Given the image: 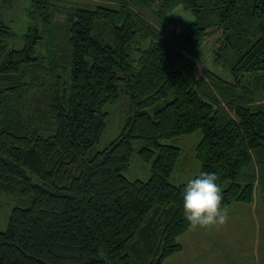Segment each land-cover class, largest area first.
Instances as JSON below:
<instances>
[{
    "label": "trees",
    "instance_id": "1",
    "mask_svg": "<svg viewBox=\"0 0 264 264\" xmlns=\"http://www.w3.org/2000/svg\"><path fill=\"white\" fill-rule=\"evenodd\" d=\"M106 1L34 0L30 14L45 23L66 15L41 54L33 25L23 48L11 46L0 11V191L17 199L0 264H163L192 225L185 183L170 181L181 147L169 141L197 130L196 157L218 173L223 209L253 203L257 186L264 194V103L253 100L264 93V0ZM180 10L193 15L183 26ZM209 44L230 79L200 72ZM120 88L122 129L92 152ZM136 143L147 180L126 175Z\"/></svg>",
    "mask_w": 264,
    "mask_h": 264
},
{
    "label": "rangeland",
    "instance_id": "2",
    "mask_svg": "<svg viewBox=\"0 0 264 264\" xmlns=\"http://www.w3.org/2000/svg\"><path fill=\"white\" fill-rule=\"evenodd\" d=\"M58 6L71 5L73 3L87 6H95L97 4L107 5L106 0H55ZM34 5V0H0V11L3 14L6 24H8L15 32V38L11 41V46L17 49H21L25 46V40L23 36L28 32L30 26H35L43 36L42 41L37 46V51L48 53L53 50V46L49 45L48 39L56 36L52 33L53 28L56 27V23H65L66 15L63 13H57V17L52 23H45L41 17H34L30 14ZM144 16L156 23V18L152 9L140 8L138 9ZM179 12V18L177 17L178 24L183 26L189 20L193 19V15L189 12L182 10ZM157 24V23H156ZM170 32V29L167 28ZM212 45V44H211ZM205 46L200 53L199 69L202 73L204 69H209L217 73L224 79H230L229 70L226 69L221 63L216 64L214 61V51L216 47ZM63 49L67 50V44L63 45ZM41 54V53H40ZM214 60V61H213ZM252 88H255V84H252ZM119 97L115 103L106 105L105 109L108 112L107 127L101 140L94 145L92 152L103 149L111 141H113L120 133L122 126L125 122L127 115V109L129 106L128 95L119 89ZM254 102L257 104L264 103V93L258 91L253 96ZM202 138V131L197 130L190 134H182L177 138L170 140L169 142L176 144L181 147L180 159L175 166L170 181L174 184H181L187 182L188 179L201 172V163L196 157V146ZM141 144H135V151L132 155L130 167L126 172V175L130 179H142L147 180L151 176V164L145 162L140 155L138 150ZM264 194L260 186L256 187L255 199L258 211L262 214L261 210H264ZM17 199L7 194L6 192L0 191V230H5L9 224V217L11 215L13 207L16 205ZM234 204V203H233ZM244 204V203H242ZM245 205V204H244ZM234 206V205H233ZM232 206V207H233ZM238 207L233 210H228L227 222H233L237 225L244 224L245 226L238 231L229 232L216 231L215 225L214 230L203 231L201 234H206L205 237L199 239V235L195 230L196 227L191 228V251L184 250L177 252L168 257L163 264H264V252L261 255H257V261H255V254L264 245V233H259L257 228L253 226L255 217L249 212L248 205L245 206H234ZM240 213V214H239ZM189 235V234H187ZM260 236V237H258ZM198 239L195 242L193 239ZM203 241V243H199ZM264 250V247H263ZM204 262V263H201Z\"/></svg>",
    "mask_w": 264,
    "mask_h": 264
},
{
    "label": "clouds",
    "instance_id": "3",
    "mask_svg": "<svg viewBox=\"0 0 264 264\" xmlns=\"http://www.w3.org/2000/svg\"><path fill=\"white\" fill-rule=\"evenodd\" d=\"M183 213L193 227L222 225L227 222L223 209V194L218 183V173L201 171L188 179L183 187Z\"/></svg>",
    "mask_w": 264,
    "mask_h": 264
},
{
    "label": "crops",
    "instance_id": "4",
    "mask_svg": "<svg viewBox=\"0 0 264 264\" xmlns=\"http://www.w3.org/2000/svg\"><path fill=\"white\" fill-rule=\"evenodd\" d=\"M244 204L249 206V207H247L249 212L255 217V220L258 221V223L255 222L253 224V226H255L257 228L259 233H262V232L264 233V210H261L262 214L259 213L258 207L256 205V200L253 203H244ZM244 204H242L241 202H236V203L231 204L230 206H228V207H226L224 209H226L227 212H230L228 210H231V208H233V210L235 208H238V207H234V206H245ZM244 226H245L244 224L237 225V224H235L233 222H226V223H224L222 225H215V229L218 232L221 230V231H223V233H225V231H229V232H233V233L236 231L238 233V231L241 230ZM191 228H194L193 225H191L189 230H191ZM189 230L179 238L180 242L182 243V247H183L181 249L182 251H184V250L191 251V249H192L190 243L192 241L191 240V236H192L193 233H192V231H190V233H189ZM195 230L197 231V233H198V235L200 237L199 239H202L203 237H205V235L209 234L210 231H215L214 230V225L213 226H208V227H199V226H197ZM203 231H208V233L201 234V232H203ZM187 234H189V235H187ZM258 237H260V236H258ZM196 240L198 241V239H195V238L193 239L194 242ZM199 243L202 244L203 241L201 240V242H199ZM263 247H264V245H261V248L255 254V261H257V255H261L264 252ZM192 263L197 264V262H192ZM201 263H204V262H201Z\"/></svg>",
    "mask_w": 264,
    "mask_h": 264
}]
</instances>
